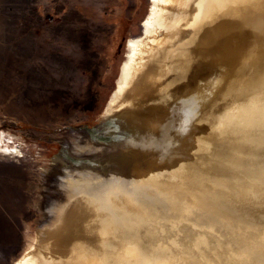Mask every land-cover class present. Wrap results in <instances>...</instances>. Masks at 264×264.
<instances>
[{
	"label": "bare ground",
	"instance_id": "6f19581e",
	"mask_svg": "<svg viewBox=\"0 0 264 264\" xmlns=\"http://www.w3.org/2000/svg\"><path fill=\"white\" fill-rule=\"evenodd\" d=\"M97 127L13 264H264V0H151Z\"/></svg>",
	"mask_w": 264,
	"mask_h": 264
},
{
	"label": "rangeland",
	"instance_id": "374dc122",
	"mask_svg": "<svg viewBox=\"0 0 264 264\" xmlns=\"http://www.w3.org/2000/svg\"><path fill=\"white\" fill-rule=\"evenodd\" d=\"M150 7L151 0H0V264L22 255L45 205L62 195L55 168L63 151L71 163L85 158L74 154L76 132L110 144L108 129H95ZM108 162L96 167L118 166Z\"/></svg>",
	"mask_w": 264,
	"mask_h": 264
}]
</instances>
